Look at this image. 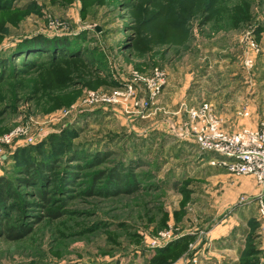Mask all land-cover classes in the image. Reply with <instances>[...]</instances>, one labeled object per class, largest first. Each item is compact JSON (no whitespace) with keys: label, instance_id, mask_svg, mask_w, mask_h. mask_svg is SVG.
Instances as JSON below:
<instances>
[{"label":"rangeland","instance_id":"rangeland-1","mask_svg":"<svg viewBox=\"0 0 264 264\" xmlns=\"http://www.w3.org/2000/svg\"><path fill=\"white\" fill-rule=\"evenodd\" d=\"M225 59L256 98L264 0H0V264H264L261 186L188 133Z\"/></svg>","mask_w":264,"mask_h":264},{"label":"built area","instance_id":"built-area-1","mask_svg":"<svg viewBox=\"0 0 264 264\" xmlns=\"http://www.w3.org/2000/svg\"><path fill=\"white\" fill-rule=\"evenodd\" d=\"M257 43L253 39L249 40L252 49H258ZM245 64L248 67L254 66L253 58L247 57ZM130 92L131 90L126 93ZM159 92L160 87L154 86L151 97L157 96ZM119 94L122 92L112 94L110 99L116 98ZM243 114L250 115L249 111H244ZM189 116L194 119L188 130L189 135H192L202 148L232 157L229 169L234 174L253 175L261 186L264 198V122L256 127H243L234 132H226L222 128V118L215 107L207 102L189 109ZM20 130V128H15L5 134L3 141L9 142L14 136L21 133Z\"/></svg>","mask_w":264,"mask_h":264},{"label":"crops","instance_id":"crops-1","mask_svg":"<svg viewBox=\"0 0 264 264\" xmlns=\"http://www.w3.org/2000/svg\"><path fill=\"white\" fill-rule=\"evenodd\" d=\"M219 63H220V67H222L223 70H227L226 74L228 77H230L228 71L231 72V74L233 75L232 77H230V79H226L225 77H222L223 80H221V83L222 84L224 82H228V83L224 84L225 87L223 88V90L214 93V95H222L223 97V99L221 100L220 109L224 110L222 111L221 114L225 122L224 127L226 128L227 131L233 132L236 131L237 126L238 127L240 125L250 126L257 124L259 120H261V118L264 119V79L261 82V87H259L256 92V98L252 99V96H250L252 94L250 92V87L248 85L247 86L245 85L247 84V82H245L246 81L245 78L247 75L242 74L241 76H238L236 73H234L231 70L234 69V65L233 63L230 62L229 59H225L223 61H220ZM254 91L255 90H253V93ZM243 108L244 109L251 108L253 111H256L257 108L258 112L252 113L251 110L250 111L252 114L251 119L243 118L240 120L237 113L238 111L240 112V110H242ZM231 120H233L234 122L231 123L232 122ZM236 124L237 126L234 127ZM250 183L244 184L243 186L245 188H250L249 186L252 187ZM253 183L254 182H252L251 184ZM252 188H254V186Z\"/></svg>","mask_w":264,"mask_h":264},{"label":"trees","instance_id":"trees-1","mask_svg":"<svg viewBox=\"0 0 264 264\" xmlns=\"http://www.w3.org/2000/svg\"><path fill=\"white\" fill-rule=\"evenodd\" d=\"M43 167H45L43 164H41V166H40V168H43ZM47 168V167H46ZM118 175V174H117ZM115 177V176H114ZM117 177H119V176H117ZM5 181V180H4ZM0 191L1 192H9L10 191V187L7 185V182H2L1 184H0ZM37 195H39V196H41L42 198H44V199H47L46 198V195L47 194H45L44 193V191L43 192H41V190L39 191H37ZM8 232H9V234H8V236L10 237V238H14L15 239V237H16V234L13 232V229L12 228H9L8 230H7ZM21 235V234H20Z\"/></svg>","mask_w":264,"mask_h":264}]
</instances>
